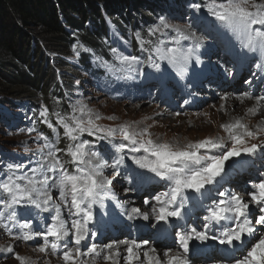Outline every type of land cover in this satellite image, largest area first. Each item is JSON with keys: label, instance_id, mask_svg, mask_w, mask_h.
<instances>
[{"label": "snow or ice", "instance_id": "1", "mask_svg": "<svg viewBox=\"0 0 264 264\" xmlns=\"http://www.w3.org/2000/svg\"><path fill=\"white\" fill-rule=\"evenodd\" d=\"M188 8L192 14L184 24L173 23L168 16L160 15L143 33H132L141 56L125 55L111 48L116 62L111 65L112 71L135 79L145 75L143 66L160 73L165 63L179 80H186L193 66L204 63L200 49L207 36L198 34L194 26L203 24L209 17L239 43L237 59L247 52L264 55V0H205L191 3ZM78 49L91 51L79 41L72 45L76 55L80 54ZM228 63L227 59L224 63L217 61L213 69L225 77L233 76L234 65L225 67ZM256 68L264 73V61L256 64ZM244 83L251 84L252 80ZM164 87L163 83L152 85L158 92ZM236 98L241 103L255 100L247 114L256 116L264 112V95L244 92ZM221 100L226 101L227 96ZM184 103L188 104L189 100ZM70 107L71 112L65 114L50 112L41 105L33 127L19 130L36 133L37 147L25 148L35 157L29 158L28 165L0 159V229L13 241L40 238L42 242L33 250L45 256H57L62 264H100V261L103 264H198L194 257L203 254L204 249L191 246L194 242L203 245L211 240L224 246L216 251L225 254L211 257L212 264H264V172L246 190L249 199L229 189L221 190L226 162L241 164L245 161L234 158L254 157L258 152L264 155V139H261L264 117L254 127L242 118H235L220 126L227 134L226 139L206 137L181 146L153 139L146 127L138 129L129 123L104 126L99 123L103 117L83 101H76ZM37 120L51 130V136L37 131ZM85 134L95 137V142L111 145L114 150L111 164L95 142L82 139ZM62 140L64 147H59ZM256 140L260 142H251ZM126 155L137 169L143 170L124 173L126 193L136 191L134 185L143 184H160L164 190L155 191L143 200L147 210L130 206L134 202L128 200L118 202L117 207L124 208L120 215L127 221L147 222L132 225L137 230L150 228L160 235H171L173 246L179 250L169 246L158 251L149 239L112 240L102 245L92 242L104 227L96 219L95 209L103 210L106 199H116L113 180L121 175ZM33 163L34 166H29ZM108 169L113 170L111 176L105 174ZM190 202L203 210L202 219L195 218V226L191 214L185 211ZM43 213L47 216H42ZM37 217L41 223L34 229L32 221ZM0 253L12 254L18 264H37L36 260L15 252L12 244L0 245Z\"/></svg>", "mask_w": 264, "mask_h": 264}, {"label": "rangeland", "instance_id": "2", "mask_svg": "<svg viewBox=\"0 0 264 264\" xmlns=\"http://www.w3.org/2000/svg\"><path fill=\"white\" fill-rule=\"evenodd\" d=\"M204 2L205 0H157L154 5L155 13L151 14L143 11L149 17V20L142 21L139 18L135 22L133 32L127 33L128 40L121 39L116 32H113L114 30L112 31V26L108 24L110 34L109 38L102 43L104 57H100L101 59H96L99 56L92 50L85 52L78 49L80 54L86 55L90 63L86 73L84 69H81L82 65L79 64L80 54L76 55L71 48L69 55L65 56V62L73 64L72 66L78 69L75 70L71 66L72 68L68 67L60 71V80L58 79L60 84L49 85L45 90V95L41 97L42 100L33 101L26 97H5L6 101H0V159L6 162H23L28 165L29 158L34 160L35 157L32 152L26 151L25 148L35 149L37 147L38 142L34 139L36 133L29 134L27 131L22 132L19 130L33 127V120L38 116L41 105L48 107L50 112L59 111L67 114L71 112L70 105L76 101H83L94 112L99 113L103 117L99 123L104 126L115 127L119 124L129 123L138 129L146 127L152 138L159 141L172 144L179 143L182 146L188 142H195L206 137H224L226 139L227 134L220 127L219 118H216L219 115L217 114L213 118L215 105L221 100L219 94L227 92L226 90L219 91V85L235 84L246 87L248 84L244 81L248 80L249 77H254L257 79V85L261 86V95H264L263 73L256 68V64L264 61V55L247 52L243 58L237 59L235 53L240 51L239 43L229 33L219 28L213 18L209 17L203 24L194 26L198 34L207 36L204 47L200 49L201 59L204 63L199 67L193 66L189 70L186 80H179L165 63H162L160 73H156L146 65L143 66L145 75L135 79L126 78L124 73L113 72L111 68V65L116 63L113 60L111 48H117L125 55H142L132 33L136 31L143 33L157 21L160 15L168 16L173 23L184 24L192 14L188 5ZM133 25L134 22L130 25V28ZM125 41H130V43L126 44ZM133 42L136 44L137 50L134 48ZM184 43L188 45L190 42ZM143 56L146 57L147 53H144ZM225 59L230 62L225 64V67L234 65L233 76L225 77L213 69V65H216L217 61L224 63ZM93 71L95 72L92 73ZM253 73L256 74L253 75ZM161 83L165 85L163 91L158 92L152 88L153 84ZM186 84H191V87H186ZM192 93H195V95H191ZM184 100H189V103L185 104ZM211 105H214L213 109L210 107ZM177 113L180 114L177 115ZM204 113H207V115H204ZM110 116L115 117V119H108ZM193 117L196 119H192ZM203 118H206L207 122L204 123ZM51 119L55 123V117L53 116ZM35 127L37 131L51 136V130L38 120ZM60 131L62 133V129ZM82 139L95 142V137H89L87 134ZM261 139H264V136ZM251 142L259 143L260 141ZM95 143L96 148L111 164L113 162L111 156L114 154L111 145H108L105 141ZM58 146L64 147V141L62 140ZM234 160L245 162L241 164H234L233 161L226 162V174L221 190L229 189L245 199H249L246 190L250 189L252 182H257L261 178L260 173L264 172V155L258 152L254 157L242 155L234 158ZM29 166H34V163ZM134 169L143 171L137 169L126 155L121 168V175L113 180L112 187L116 199H106L103 210L95 209L96 219L102 221L104 227L98 231L97 237L92 242L102 245L112 240L136 239L142 241L149 239L159 251L166 250L169 246H172L174 251L179 250L173 246L171 235H160L150 228L137 230L132 225L146 224L147 222L142 220L127 221L120 215L124 208L117 207L118 202L128 200L134 202L130 206L140 207L142 211L147 210L143 200L150 198L155 191L164 190L160 184H143L140 186L134 185L137 190L126 193L124 188L128 185L123 182L122 176L126 171L131 172ZM112 171V169H108L105 174L111 176ZM253 210L255 211V208ZM185 211L191 214L194 226L197 223L196 217L202 219L203 210L194 202H190ZM105 212L108 215H104ZM41 215L47 216V213ZM32 223L35 229V226L41 221L37 217L33 219ZM39 242H42L40 238L29 242L13 241L0 229V245L12 244L15 252L36 260L37 264L44 260H50L51 264H62L57 256H45L34 251L33 249ZM191 247L203 248V253H211L216 247L217 249L224 248L218 242L211 240L203 245L194 242ZM217 253L221 252L217 251ZM202 257L203 254L197 253L194 259L199 264ZM190 258H192L191 252ZM0 264H18V261L14 259L12 254L0 253ZM100 264H103V262L100 261Z\"/></svg>", "mask_w": 264, "mask_h": 264}, {"label": "trees", "instance_id": "3", "mask_svg": "<svg viewBox=\"0 0 264 264\" xmlns=\"http://www.w3.org/2000/svg\"><path fill=\"white\" fill-rule=\"evenodd\" d=\"M155 1L0 0V101L7 96L42 100L49 85L60 84V71L73 65L65 62V56L74 43L104 57L108 24L128 40L127 33L133 32L139 18L149 20L143 11L155 13ZM79 64L86 73L90 63L83 53Z\"/></svg>", "mask_w": 264, "mask_h": 264}, {"label": "bare ground", "instance_id": "4", "mask_svg": "<svg viewBox=\"0 0 264 264\" xmlns=\"http://www.w3.org/2000/svg\"><path fill=\"white\" fill-rule=\"evenodd\" d=\"M113 31V29H112ZM115 33V31H113ZM264 78V73L262 74ZM248 80H252L251 84H248L246 87L244 86H237L235 84L233 85H219L218 88L219 91L226 90L227 92H221L220 99L222 96H227V100H219L218 103L215 105V116L218 114L219 118L218 122L219 125H222L224 123L230 122L235 118H242L243 122L248 124L250 127H254L261 119V117H264V112L252 116L251 114H247V109L249 107H252L255 104V100H244L243 103L236 97L240 96L244 92H249L253 96L261 95L260 90L261 86L257 85V79L254 77H249ZM224 105L223 110H221V105ZM210 107H214V105H211ZM192 119H196L193 117ZM203 122H207L206 118H203ZM194 123V122H193ZM152 244V242H150ZM217 247L214 249L211 253H203L202 260H200L199 264H212L211 257L213 256H224L225 254L223 252L217 253L216 251ZM159 251V250H158ZM162 252V251H161ZM195 258V257H194Z\"/></svg>", "mask_w": 264, "mask_h": 264}]
</instances>
